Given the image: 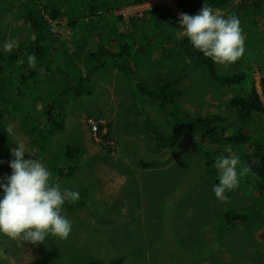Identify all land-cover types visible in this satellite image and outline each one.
<instances>
[{"label":"rangeland","instance_id":"rangeland-1","mask_svg":"<svg viewBox=\"0 0 264 264\" xmlns=\"http://www.w3.org/2000/svg\"><path fill=\"white\" fill-rule=\"evenodd\" d=\"M240 3L229 0L212 8L239 18L245 37L243 56L259 55L264 65L263 48L247 46L264 38V6L260 4L263 9L257 13L256 7L246 9ZM53 5L62 14L55 20L47 13ZM138 5L133 0H0V97L4 98L0 123L6 132L5 136L2 127L0 169L11 174V151L22 143L29 153L25 159H38L50 170L54 183L79 192L76 201L63 206V214L72 222L67 239L49 236L33 245L0 234V264L109 263L118 256H124L121 264H264V200L256 191V175H243L240 186L228 191L225 200L212 191L219 156H238L245 165L254 163V143L264 148V114L240 118L231 105L237 94L248 93L250 76L222 83L184 55L178 43L184 36L178 23L184 12L176 0H146ZM158 5L169 7L177 20L157 25L152 15L144 16ZM33 10L45 20L38 34L44 45H51L46 54L53 56L48 68L35 73L33 63L25 64L35 33L23 20ZM248 16L252 20L243 27ZM137 44L140 50L135 49ZM17 48L19 55L10 60L11 50ZM100 51L106 67L94 68ZM129 61L140 66L138 73L127 68ZM236 63H214V75L231 74L239 67ZM251 63L254 86L264 103L262 74L257 62ZM141 65H147L145 70ZM156 65L159 76L153 73ZM23 73L30 77L20 82ZM124 75L156 91L162 78L171 80L172 95L168 101L154 100L147 90L134 92L131 82L122 86L125 95H121ZM99 77L102 84L113 82V86L97 91L98 95L87 93L100 85ZM156 77H161L159 83ZM77 84L87 92L75 93L72 87ZM37 101L40 110L33 108ZM48 102L53 106H46ZM210 115L215 118L210 126L225 134L247 128V142L218 141L214 134L216 138H210L196 123L198 117ZM9 124L14 135L6 131ZM181 124L184 133L175 145L160 146V138ZM229 148L231 153L226 151ZM231 208L245 212L247 220L226 224L223 213Z\"/></svg>","mask_w":264,"mask_h":264},{"label":"clouds","instance_id":"clouds-1","mask_svg":"<svg viewBox=\"0 0 264 264\" xmlns=\"http://www.w3.org/2000/svg\"><path fill=\"white\" fill-rule=\"evenodd\" d=\"M178 23L191 46L214 63L228 66L245 53V37L236 15L226 17L205 5L196 15L180 14ZM35 59L34 55L30 56V63ZM6 131L14 135L11 124ZM16 145L9 161L12 172L0 180V234L33 245L45 242L49 236L67 239L72 222L63 214V206L76 201L79 192L62 189L53 182L50 170L43 163L36 158L25 159V154H29L25 146ZM226 151L231 153L230 148ZM215 167L219 175L212 191L217 199L225 200L226 193L239 186L249 167L241 165L239 157L233 155L219 156Z\"/></svg>","mask_w":264,"mask_h":264},{"label":"trees","instance_id":"trees-1","mask_svg":"<svg viewBox=\"0 0 264 264\" xmlns=\"http://www.w3.org/2000/svg\"><path fill=\"white\" fill-rule=\"evenodd\" d=\"M144 1H146V0H133V3L141 4ZM176 1H177L178 7L185 14L196 15L199 13V11L205 5L210 6V7L222 6L225 3H227L229 0H176ZM249 1H250V3L248 4L246 2V0H241L240 6H243L246 9H248L250 7H252V8L256 7L255 9H256L257 13L263 9V8H260V4H262L264 6V0H249ZM37 4L38 3H36V5ZM47 9H49L47 11L49 18L52 20H55L59 15H62V14H60L58 8H54V5L50 6ZM36 14L37 13L34 10H33V14L31 12H27L25 14V19L29 22L30 27L36 33L35 41L33 40V46H29V49H28V54L30 56L34 55L36 57L35 61L32 62L33 63V73H35L36 71H39L42 67L48 68L49 63L53 61V56L48 54V53L46 54L45 48H47V47H45V45L43 44L44 41L42 42V40H40V37L38 34V32H41L40 30L42 29L41 23L45 22V20H44L43 16L40 17L43 20L42 21L39 20L38 16ZM147 14L152 15L155 18L154 21H155V24H157V25L162 24V23H166L169 21L174 22L177 20V17L175 14H173L172 10L169 7L163 6V5H158L154 8H152L151 10L146 11L144 16H146ZM243 18H244V16H243ZM251 20H252L251 16L246 17V19L243 20V27H245ZM179 26H182V25H179ZM114 38L115 37H110L108 40H113ZM37 42H39V43H37ZM263 42H264V38H262L261 40L254 39L252 41L253 44L251 45L248 43L247 46L250 48H255V47L263 48L262 52H264V43ZM30 43H32V42H30ZM36 43L38 44V46H35ZM178 43L180 44V46H179L180 49L182 50V52L184 53V55L187 58H189L190 60H193L199 64H202L204 67L207 68V70L209 72H211V76L213 78L218 79V81H220L222 83H231L232 84L234 82L241 81V80L245 79L247 76H250V78H248L247 82H246L247 86L250 85L248 93L246 95L237 94V96L234 99H232L231 105L236 111H238V113H239L238 117H240V118L250 119V118H253V116L255 114H264V103H263L262 99L260 98V94L257 92V90L254 86L255 81L252 78L253 73H251L249 70V69H254V66L251 62L252 61L257 62L258 68L260 69L259 71L262 74L261 78H260V85H261V89H262V96L264 98V65L261 62V59H262L261 56L256 55L257 56L256 58H255V56H253V58H251V59H249L248 56H242L237 61L236 64L239 67H237V69L234 72H232L231 74L224 75L223 77H220L218 75H214V70H213L214 62L210 58L204 57L201 53H199L197 50H195L191 46V44L189 43L188 39L185 36H183ZM126 44L129 45V43H126ZM101 46H103V45H101ZM141 48H142V46L140 44H137L135 47L136 50H140ZM17 52H18V48L12 49L11 50L12 55H10L9 59L13 60L11 58H16L19 55ZM99 54L102 55V52L100 51ZM135 54H137V53H135ZM140 54H142V53H140ZM127 55H130V54L127 53ZM136 58H137V56L133 57L134 60ZM133 61H129V63H128L129 66H127V68L130 69L131 72H134V74H136V72L138 73V71H136L133 68L134 67ZM25 62H26L25 64L30 63L29 59ZM25 64H23V66H26ZM132 64H133V66H132ZM100 65L106 67L105 62L103 61L101 63L98 62L94 68H97ZM223 67L226 68L225 66H223ZM245 68H246V71H244V70L242 71V69H245ZM29 71H30V76H31L32 69ZM153 71H154L153 72L154 75L159 76L157 74V72L158 71L160 72V66L156 65L155 67H153ZM25 74H27V73H23V75H21L22 79L20 80V82H23L24 80H26L27 77H30V76L25 75ZM174 78H175V74H174ZM160 79H161V77H156L155 81L159 83ZM129 82L134 84V85H132L134 92H137V91L138 92H141V91L145 92L147 90L146 94L149 95L150 98L154 99V100L168 101L170 99V98H168V96L171 97V95H172L170 92H171V88L173 86V81L167 80L166 78H162L161 83H159L156 86V88L159 89L157 91L154 89H150L147 86H144L142 83L133 82V80H131ZM91 90H94V88H92ZM82 92H84V93L87 92V88H83ZM91 92L92 91L89 90L87 93H91ZM0 99H4V98L0 97ZM11 109L17 110V106H11ZM48 110L53 111V109H50V108ZM46 112H47V114H49V111H46ZM211 122H215V118L213 117V115L206 116V117H198L196 119V123L199 124L201 131L208 134L210 138H216L217 137L218 141L223 140V141H228V142H233L235 144L243 145L247 142V140L250 137L248 129L245 127L239 129L238 131H232L231 133L225 134L224 131L218 130V128H216V125L210 126ZM2 127H3L4 132H5L4 125H2L0 123V130L2 129ZM182 133H184L183 124H181L178 127H175L169 136L161 137L160 138V140H161L160 146H163L166 144L169 146H174L177 139L180 137V135ZM35 134L36 133L34 132V135ZM212 134H214L216 137L213 136ZM5 136H6V132H5ZM156 138H157V136H156ZM66 148H68V147H66ZM254 149H255L254 150V154H255L254 155V158H255L254 163L247 162L246 165L250 166L249 172H251V174L256 175V178H257L256 186L259 189V190H257V188H256V191L257 192L260 191V193L263 197V200H264V148L261 144L254 143ZM209 173H210V171H209ZM6 174H7L6 171H3L2 169H0V180H3V178L5 177ZM216 183H218V179H217ZM239 186H240V184H239ZM0 191H2V190H0ZM260 202H261V198H260ZM70 209H72V207H70ZM223 218H224V222L226 224L233 225L235 223L246 221L248 216L245 215V212H242L236 208H231V209L224 211ZM259 221L261 223H263L260 219H259ZM118 257H120V256H118ZM118 257H114L113 259L110 260L109 263H100V262H96L94 260H90V261L85 260L83 264H120V263H122L123 259L118 258ZM115 258H117V259H115Z\"/></svg>","mask_w":264,"mask_h":264},{"label":"crops","instance_id":"crops-1","mask_svg":"<svg viewBox=\"0 0 264 264\" xmlns=\"http://www.w3.org/2000/svg\"><path fill=\"white\" fill-rule=\"evenodd\" d=\"M138 6H141L140 4L138 5ZM128 7H130V6H128ZM130 8H132V7H130ZM134 10H139V9H134ZM25 19V16L23 17V20ZM23 23H24V21H23ZM25 24H26V20H25ZM25 26V25H24ZM26 27V26H25ZM28 27L30 28V31H31V27L29 26V24H28ZM33 31V30H32ZM34 32V31H33ZM35 33V32H34ZM35 37H36V33H35ZM34 37V38H35ZM48 46H51V45H48V44H46L45 45V47H48ZM94 57H96V56H94ZM84 58H85V55H83L82 57H81V60L83 61L84 60ZM97 58V60L95 59V63H101V59H102V55H100V56H97L96 57ZM80 59V58H79ZM97 61V62H96ZM80 61L78 60L77 62H76V65L80 68ZM144 62H141V64H143ZM94 66H96V64H94ZM93 66V67H94ZM129 66V65H128ZM144 66H147V65H144ZM144 66H142L141 65V67H143V70H145V67ZM82 67H83V65H82ZM84 67H85V65H84ZM137 67H140V66H137V65H135L133 68L136 70V68ZM82 70V69H81ZM109 70H114L115 71V69H112L111 67H109ZM87 71V69H85L84 68V70H83V72H86ZM143 73H145L144 71H142ZM122 80H124V83L121 85V87H120V94L121 95H125V89H123V85H126V86H128V82H129V80L127 79V77L124 75V77L122 78ZM99 81H100V85H98L92 92L94 93V94H96V95H98V93H97V91H100V90H104V91H107L108 90V88L109 87H112L113 86V82L111 83L110 82V84H111V86H108V85H106L107 83H105V84H102L101 82L103 81L100 77H99ZM117 83H121V79H118V78H116V80H115ZM73 89H74V91H75V93H77V94H83L84 92H82V87H79V85L77 84V85H75L74 87H72ZM101 95V94H100ZM38 103V104H37ZM39 103H41L40 101H37V102H35V103H33V108L34 109H37V110H40L41 108H42V106L39 104ZM51 104V106H53V104H52V102H48V104L46 105V106H48V105H50ZM107 113H110L109 111L107 112ZM113 115H117V113H113ZM56 129H58V130H60V129H62V124H60V125H57V127H56ZM88 132H90V131H88ZM91 134V133H90ZM33 136H34V134H33ZM48 148V147H47ZM36 151H39V152H42V154H43V150L41 149V148H37V149H35ZM41 154V155H42ZM83 160H86L85 158H83Z\"/></svg>","mask_w":264,"mask_h":264},{"label":"bare ground","instance_id":"bare-ground-1","mask_svg":"<svg viewBox=\"0 0 264 264\" xmlns=\"http://www.w3.org/2000/svg\"><path fill=\"white\" fill-rule=\"evenodd\" d=\"M92 128H93V129H97L96 125H93Z\"/></svg>","mask_w":264,"mask_h":264},{"label":"flooded vegetation","instance_id":"flooded-vegetation-1","mask_svg":"<svg viewBox=\"0 0 264 264\" xmlns=\"http://www.w3.org/2000/svg\"><path fill=\"white\" fill-rule=\"evenodd\" d=\"M123 255H124V254H123ZM122 259H123V260H122V263H123V261H124V256L122 257ZM120 264H121V263H120Z\"/></svg>","mask_w":264,"mask_h":264}]
</instances>
